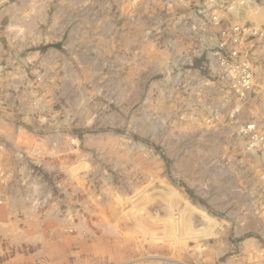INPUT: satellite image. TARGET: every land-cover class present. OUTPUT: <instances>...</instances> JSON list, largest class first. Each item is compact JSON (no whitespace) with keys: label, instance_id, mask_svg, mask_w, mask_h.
Instances as JSON below:
<instances>
[{"label":"rangeland","instance_id":"rangeland-1","mask_svg":"<svg viewBox=\"0 0 264 264\" xmlns=\"http://www.w3.org/2000/svg\"><path fill=\"white\" fill-rule=\"evenodd\" d=\"M247 1L0 0V264H264V162L237 133L264 126Z\"/></svg>","mask_w":264,"mask_h":264},{"label":"built area","instance_id":"built-area-1","mask_svg":"<svg viewBox=\"0 0 264 264\" xmlns=\"http://www.w3.org/2000/svg\"><path fill=\"white\" fill-rule=\"evenodd\" d=\"M247 2H249V0ZM213 21L214 25L218 24L219 21L217 16L213 17ZM231 31L233 32V34H231L233 37L237 35L235 30ZM222 33L225 34V32ZM246 35L252 37L260 36L264 42V24H262V28H252L250 30H246ZM235 38L239 39L238 37ZM233 44L232 51L236 53L240 47L239 41H236ZM263 49L264 45L262 47V51ZM261 58L264 62V56ZM238 61L239 62L236 64H227L228 61L224 58L223 54H221L220 64L226 68V70H229H222V73L230 81V84L234 88H236V86H240L241 89L249 88L251 83H253V66L246 58H240ZM237 133L246 139V145L249 152L254 156L259 157L264 162V126H260L254 121L247 122L237 128Z\"/></svg>","mask_w":264,"mask_h":264},{"label":"crops","instance_id":"crops-1","mask_svg":"<svg viewBox=\"0 0 264 264\" xmlns=\"http://www.w3.org/2000/svg\"><path fill=\"white\" fill-rule=\"evenodd\" d=\"M5 211H7V212H5ZM10 212L11 211L9 209H7V207H6V210H5V208L0 207V214L5 215V217L7 216V213L9 214ZM39 227L40 226H38V228ZM42 227H43V230H44L45 229L44 228V224L40 228H42ZM21 229H24V228H21ZM11 238H12V241L14 240L13 241L14 244L21 245V244H27L28 241H29L28 239H31V236H27V234H25L24 232L18 231V232H15V235H13ZM40 241H41V239H40ZM40 241L36 240V244L44 243L45 241H47V239H43L42 242H40ZM43 253H44V250L40 247L35 252V255L37 257H39V256L43 255ZM58 253L59 252H55L54 258L51 261L58 262L57 260L60 259L59 256L57 255ZM33 256L34 255L15 254L12 258L7 260L3 264H34V262H33L34 260H31V258Z\"/></svg>","mask_w":264,"mask_h":264}]
</instances>
